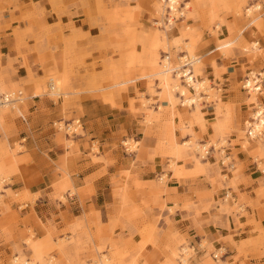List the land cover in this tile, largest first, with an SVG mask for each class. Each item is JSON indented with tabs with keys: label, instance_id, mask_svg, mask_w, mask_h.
<instances>
[{
	"label": "rangeland",
	"instance_id": "1",
	"mask_svg": "<svg viewBox=\"0 0 264 264\" xmlns=\"http://www.w3.org/2000/svg\"><path fill=\"white\" fill-rule=\"evenodd\" d=\"M125 1L127 6L106 8L108 25L104 28L108 35L95 49L99 56L93 54V49L81 53L75 41L71 45L66 43L63 54L58 57L52 54L51 42L47 39L43 47L47 53L44 52L41 75L29 70L28 78L19 81H12L8 74L0 75V88L6 91L21 90L25 100L17 108H6L0 113V202L5 203L9 199L12 203H18L20 209H25L26 204L34 203L41 195L40 192L32 193L27 183L22 190L12 189L15 184L13 177L16 174L24 175L28 164L33 162L25 145L27 139L9 143L12 137L18 136L20 129H24L22 125L18 127V122L22 114L31 115L32 98L47 99L57 106L62 103V116L51 120L50 128L54 131L56 142L76 147L75 136L82 135L84 129L80 117L73 116L72 111L80 109L75 100L80 99L82 92L78 80L84 76L83 68L86 75L91 74L88 88L98 91L97 95L105 98L116 93H127L131 85L143 82L146 91L137 90V98L132 101L140 103L134 109L145 114L146 124L152 125L162 120L161 114L156 113L152 107L155 106V96L160 102L169 103L167 107L160 106L161 112L166 110L169 116L164 120V131L159 135L155 150L163 158L165 170L147 182L128 180L131 178L128 174L124 179H115V196L120 203L108 216L107 223L102 221L100 212H93L92 215L84 214L74 217L68 223L66 221L65 228L60 231L56 228L48 230L41 239L29 229L25 246L13 252L6 260H1L0 264H228L223 261L227 254L224 246L215 247L205 238L201 249H194L188 236L173 226L170 215H174L180 206L178 202L174 206L169 204V173L173 172V177L191 174L199 176L210 170L214 174L210 180L216 189L199 196L197 205L200 203L202 210H210L216 204L221 207V211L240 210V199L236 201L231 193L218 196V192L229 184L237 190L236 179L242 173L243 166L237 158L239 151L233 149L232 153H228V149L242 145V134L245 132V138L252 140V145L248 147H254L251 154L257 159L259 172L264 179V138L259 140L250 137L246 133L250 126L245 125L248 120H252L258 107L253 101L250 102V97H258L264 107V78L257 76L260 80H254L256 86L261 85L262 88L257 94L254 90L249 93L246 88L248 76L264 71V42L261 40L264 37V0H250L251 5L241 0H177V10L184 6L181 15L186 13L182 18H179L180 12H171L166 0H163V14L160 11L161 5H158L159 0H150L151 10L148 13L152 20L149 30L145 29L141 21L145 12L140 5L141 0H137V7L129 5L133 0ZM255 4H259L260 8L252 7ZM248 8L251 12L246 11ZM166 15L175 19L174 25L169 28L165 27ZM258 16L259 20L252 22ZM190 20L197 21V27L187 24ZM252 28L257 30L259 36H247L253 33ZM175 29L179 30L178 36L170 37ZM235 39L230 48L217 49L222 42ZM37 42L43 43V38L37 39ZM254 42L257 43L256 48ZM195 57H201V60L191 66L197 69L195 72L193 69L195 79L199 83L203 82V86L200 85L198 90L194 86L185 87L188 92L183 100L178 95L180 92L176 93L178 98L174 102L170 100L169 94L175 95L170 92V80L156 75L141 77L152 72L156 64L160 70L169 64L176 65L180 61L183 64L185 60H194ZM231 63L241 65L242 74L232 76V86L226 91L223 87L226 82L223 74ZM89 65H92V71L87 68ZM99 65L102 70L96 72ZM50 78L55 82L64 79L66 84L62 90L67 94L49 95ZM175 84L172 81V85ZM35 92H41L42 95L35 96ZM230 92L236 95L234 99L226 96ZM190 98L197 100L193 106L187 103ZM211 110L213 113H210ZM50 112L51 109L47 110V113ZM186 141L190 145L184 146ZM122 145L131 151L140 149V143H135L133 138H126ZM223 149H226L225 153L236 164L235 169L227 173H224L220 165ZM98 151L96 141L93 145L95 160ZM182 152L187 154L183 156ZM188 165H193L194 169L187 170ZM230 172L234 178L229 182ZM263 181L257 193L264 190ZM51 189L52 198L65 204L67 196L83 191L76 188L66 176L54 181ZM88 192H93L92 185ZM182 207L191 210L195 207V201ZM262 246L264 253V244ZM220 247L223 249L218 250ZM198 252L201 256L197 261ZM213 253H219L218 259L213 257Z\"/></svg>",
	"mask_w": 264,
	"mask_h": 264
},
{
	"label": "crops",
	"instance_id": "2",
	"mask_svg": "<svg viewBox=\"0 0 264 264\" xmlns=\"http://www.w3.org/2000/svg\"><path fill=\"white\" fill-rule=\"evenodd\" d=\"M120 1L0 0V75L8 74L12 81L27 79L29 70L41 75L44 52L47 53L43 47L47 44V39H50L52 54L58 57L63 54L66 43L71 45L75 41L81 53L93 49V54L99 56V52L95 49L98 43L108 35L105 34L104 28L108 25L106 8L128 5L125 0ZM241 1L251 5L250 0ZM129 5L137 7L138 2L130 1ZM140 5L145 11L141 21L145 29L149 30L150 20H152L148 13L151 10V1L141 0ZM158 5H161L162 13L163 0H159ZM257 6L260 8L259 4L252 7ZM166 16L165 27L169 28L174 25L175 19L170 23L168 15ZM259 18L260 16L256 17L252 22ZM187 24L197 27L195 20H190ZM251 31L253 33L247 35L249 38L259 36L255 28ZM178 34L179 30L175 29L170 37L178 36ZM42 38L43 43L37 42V39ZM236 40L224 41L217 49L230 48ZM261 40L264 42V37ZM253 46L256 48L257 43L254 42ZM88 62L91 63L90 60ZM180 62L169 65L178 66ZM87 68L92 71V65ZM193 69L194 72L197 71L195 67ZM101 70L102 66L99 65L96 72ZM158 70L159 66L156 64L152 72L141 77H156L154 73ZM261 73L264 71L259 72ZM240 74H242L241 65L233 63L227 65V71L223 74L226 80L224 90L229 91L232 86V76ZM82 75L84 76L78 80L82 92L80 99L75 100L79 103L80 109L73 110L72 115L80 117L84 133L75 136V148L56 142L54 131L50 128V121L62 116V103L57 106L54 102L42 98H32L31 115H23L18 122V127L22 125L24 129H20L18 136L9 140V143H14L19 139H27L25 145L33 160L28 164L29 167L24 171V175L16 174L13 177L15 184L12 189L22 190L27 183L32 193L40 192L41 195L34 203H28L25 209H20L18 203H12L9 199H6L5 203L0 202V261L6 260L13 252L25 246L26 232L29 229H32L41 239L46 236L48 230L56 228L60 231L74 217L84 214L92 215L93 212H100L102 221L107 223L108 216L120 203L115 196L113 184L115 179L119 177L124 179L128 174L131 177L128 180L147 182L154 180L165 170L166 164L155 150L159 135L161 136L164 131V120L169 116L166 110L161 112L160 106L167 107L169 103L160 102V99L155 96V106L152 107L156 113L161 114L162 120L149 125L145 122V114L135 111L140 103L132 101L137 98V90L146 91L143 82H138L135 86L131 85L127 93H116L112 97L105 98L97 95L98 91L88 88V79L91 74L86 75L84 68ZM257 76L259 75L252 73L248 77H254L255 80ZM60 79L61 81L57 80L61 88L59 93L67 94L62 90L66 81ZM47 93L52 96L53 92ZM59 93L53 96H59ZM34 95L38 96L42 93L35 92ZM226 96L231 99L236 97L233 92L227 93ZM169 98L174 102L178 96L169 94ZM250 102L258 106L256 112L258 110L264 112L258 97L253 99L250 97ZM49 109L51 112L47 113ZM210 113L213 111L211 110ZM255 113L252 115L253 118ZM253 118L245 125L250 126L254 121ZM176 122H178L177 119ZM246 130L247 133L248 128ZM244 133L242 145H235L228 149V153H232L233 149L239 151L237 158L243 166L242 173L236 179L237 190L229 184L218 192V196L231 193L236 201L240 199V210L221 211L218 204L210 210H202L198 203L200 211L197 212L198 197L216 189L210 180L214 176L210 170L207 174L199 176L191 174L173 177V172L169 173L171 181L168 184L167 198H169L170 206H174L176 202L180 206L174 215H170L173 226L180 233L187 235L192 244H198L207 238L215 247H225L227 254L223 261L228 264H264L262 246L264 244V190L257 193L264 179L259 172L257 159L251 154L254 147H248L252 145V140L246 139ZM126 138H133L135 142H139L140 149L138 151L125 149L122 142ZM96 141L99 145V151L95 154L97 160L93 158V145ZM262 147L264 149V145ZM181 154L184 156L187 153ZM232 162L234 167L230 170L236 167L234 160ZM221 167L224 173H227L228 169L222 165ZM186 169L193 170L194 166L188 165ZM228 175L230 182L234 175L232 172ZM65 176L76 188L83 189L80 194L67 196V204L54 200L53 189H51L54 181ZM91 185L93 192H88ZM192 201H195V207L191 210L182 207ZM198 253L197 261L201 256L200 252Z\"/></svg>",
	"mask_w": 264,
	"mask_h": 264
},
{
	"label": "bare ground",
	"instance_id": "3",
	"mask_svg": "<svg viewBox=\"0 0 264 264\" xmlns=\"http://www.w3.org/2000/svg\"><path fill=\"white\" fill-rule=\"evenodd\" d=\"M166 2L171 7V12H178L177 8L175 7V5L178 2L177 0H166ZM248 11L251 12L250 9H248ZM168 21L170 23L173 21L172 16H170V18L168 19ZM200 60H201V57H195L194 60H189V61L188 60H185V62L183 64H179L178 66H170V65H167L164 69H161V70L155 72L154 75H156V76H162L164 79L170 80V86H171V91L170 92H171V94L175 93V95H176V93L178 94L180 92V94H178V95H179L180 98L182 97L181 99L183 100L184 99V96H186L187 95V92H188V90L185 87H193L194 86V89L198 90L199 89V86L201 84H203V82H200V83L197 82V80L195 79V74H194L193 69H192V66H191L192 63H194V64L199 63ZM170 74H173V77H171ZM258 75L259 76H262L264 78V73H261V74H258ZM50 80H51L50 81V85H51V91L50 92H53L52 93V96H53L54 94L59 93L60 86H58V82L57 81L55 82V80L53 78H50ZM259 80L260 79H258L257 81H259ZM172 81H174L176 84L175 85H172ZM178 81H180L181 85L178 84L179 83ZM183 83H186V85H183ZM202 86L203 85H201V87ZM246 87L248 88L249 92H252L253 90L255 92H258L261 89V85H257V86L255 85L254 77H249L246 80ZM196 101H197L196 99L190 98V99H188L187 103H189L190 105H192V104L196 103ZM79 127H80V125H79ZM71 129H72V127H71ZM250 129L257 136L255 138L253 136H251L252 138H254V139L259 138V140H261V139L264 138V112H263V110H258L255 113L254 121L251 123L248 131ZM188 144L189 143L187 141V142L184 143V146L185 145L188 146ZM183 250H184V248H183ZM183 261L186 262L185 259H183Z\"/></svg>",
	"mask_w": 264,
	"mask_h": 264
},
{
	"label": "built area",
	"instance_id": "4",
	"mask_svg": "<svg viewBox=\"0 0 264 264\" xmlns=\"http://www.w3.org/2000/svg\"><path fill=\"white\" fill-rule=\"evenodd\" d=\"M184 6H182V7H179V10H180V17L179 18H182V17H184V15L182 14L181 15V12H182V8H183ZM179 10H178V12H179ZM23 100H24V96H23V91H21V90H18V91H5V90H2L1 88H0V113H1V111L3 110V109H6V108H12V109H15V108H17L18 106H19V104H21L22 102H23ZM183 105V104H182ZM186 105V104H185ZM184 105V106H185ZM257 109V108H256ZM20 117H23V114L20 116ZM247 134L251 137V136H253L254 138L255 137H257L256 136V134L255 133H253V131L250 129L248 132H247ZM224 148V147H223ZM225 149H223L222 150V153H223V157L220 159V164L224 167V168H226V169H228V170H230V169H232L233 167H234V164H233V160L232 159H230L231 158V156L226 152L225 153ZM210 153V149L207 151V155ZM27 205L28 204H26L25 205V207H27ZM196 244H192L191 245V247L192 248H194V249H196V247H197V249H198V247H199V249H201V246H202V240L200 241V243H198L196 246H195ZM223 248L222 247H220L218 250H222ZM184 254V253H183ZM182 254V255H183ZM226 253H224L223 255H225ZM222 255V256H223ZM213 257L215 258V259H218V257H219V253H213ZM87 264H96V263H92V262H90V263H87Z\"/></svg>",
	"mask_w": 264,
	"mask_h": 264
}]
</instances>
